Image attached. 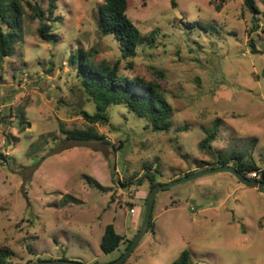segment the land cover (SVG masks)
<instances>
[{
  "label": "rangeland",
  "instance_id": "374dc122",
  "mask_svg": "<svg viewBox=\"0 0 264 264\" xmlns=\"http://www.w3.org/2000/svg\"><path fill=\"white\" fill-rule=\"evenodd\" d=\"M31 1L57 42L39 37L41 20L27 10L14 55L0 65V247L12 251L9 264L117 260L143 223L151 186L136 180L147 171L164 184L233 152L264 169V0L257 14L244 0H127L147 38L133 58L99 27L105 0H58L52 19L49 0ZM76 48L160 82L170 130L154 131L124 105L88 122L81 111L98 109L70 61ZM152 223L128 263L171 264L188 249L191 264H264V192L231 173L161 189ZM108 224L125 239L106 253Z\"/></svg>",
  "mask_w": 264,
  "mask_h": 264
},
{
  "label": "trees",
  "instance_id": "16d2710c",
  "mask_svg": "<svg viewBox=\"0 0 264 264\" xmlns=\"http://www.w3.org/2000/svg\"><path fill=\"white\" fill-rule=\"evenodd\" d=\"M57 1L49 0L47 8L48 19H52L58 9ZM171 2L173 6H176V0H171ZM244 3L252 13H259L260 10L256 0H244ZM127 8V0H105V3L100 6L99 27L104 35H114L121 45L123 58H133L137 55L139 45L147 38L128 16ZM27 10L33 12L32 18L41 20L38 28L39 37L53 44L57 42V39H54L55 34L52 32V26L45 22L46 10L39 4L33 3L31 0H0V65L3 64L6 58L14 55L16 40L23 29V16ZM198 25L206 29L208 24L203 25L198 22ZM251 45L254 47L252 42ZM254 52H257V50L254 49ZM70 61L76 69L82 91L91 98L98 109L95 114H90L86 110L81 111V114L88 122L108 121V108L113 105H124L138 117L148 119L154 131L166 132L170 130L172 126V108L160 82L147 80L137 74L121 73L120 60H117L114 64L97 63L94 60L93 52L83 48H76L70 55ZM129 63L131 67L132 61ZM216 131L211 130L208 132L206 138L201 142L202 148L211 147L210 142L214 140ZM69 135L70 137L76 136L74 132ZM79 135L85 136L86 134L82 133ZM231 155L232 157H230ZM231 158L233 163L230 161ZM217 160V163L212 165V167L232 164L244 175H248L250 171L260 169L253 158L247 159L244 157V153L240 152H233L230 155L223 154L222 156L220 154ZM192 172L194 171L187 172L185 175ZM145 178L149 180L151 189L155 185L160 184L155 180L154 172L149 171L145 172L143 177L138 178L136 183L141 185ZM259 180H264V169ZM131 183L122 182V186H131ZM152 221L153 213L150 226L153 224ZM124 239V235L116 230L114 224H108L105 227L100 246L104 252L109 253L117 250ZM132 240L128 241L124 251L128 249ZM11 254L10 248L0 247V264H9L8 260ZM123 254L124 252L120 254V257ZM123 264L132 263H128L126 259ZM171 264H191L190 250L185 249Z\"/></svg>",
  "mask_w": 264,
  "mask_h": 264
},
{
  "label": "water",
  "instance_id": "95a60500",
  "mask_svg": "<svg viewBox=\"0 0 264 264\" xmlns=\"http://www.w3.org/2000/svg\"><path fill=\"white\" fill-rule=\"evenodd\" d=\"M216 172H228L234 175L240 183L247 186H253L259 189L260 191L264 192V180H256L251 179L249 176L244 175L241 171H239L235 166L233 165H219L215 167H208L199 171L192 172L191 174L185 175L179 179L164 183V184H157L155 185L149 192L147 200H146V210L144 215L143 223L135 236V238L132 240L131 244L129 245L126 252L119 257L117 260L109 263V264H123L124 261L127 259V257L134 251V249L138 246L144 235L148 232L151 224L152 219V213L154 208V203L156 200V195L161 189H165L168 187H172L175 185H178L180 183H184L187 181H191L194 179H197L199 177H202L204 175H208L211 173ZM36 264H83L76 261H69V260H42L39 261Z\"/></svg>",
  "mask_w": 264,
  "mask_h": 264
},
{
  "label": "built area",
  "instance_id": "2783aa9c",
  "mask_svg": "<svg viewBox=\"0 0 264 264\" xmlns=\"http://www.w3.org/2000/svg\"><path fill=\"white\" fill-rule=\"evenodd\" d=\"M262 170H263V168H260L258 170L250 171L247 176H249V178H251V179L259 180L261 178V176H262ZM132 212H133V209H132Z\"/></svg>",
  "mask_w": 264,
  "mask_h": 264
}]
</instances>
